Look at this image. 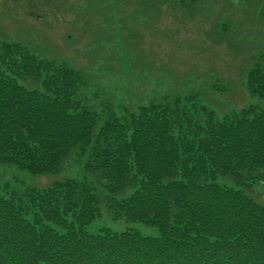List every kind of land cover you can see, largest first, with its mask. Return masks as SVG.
Masks as SVG:
<instances>
[{"label":"trees","instance_id":"16d2710c","mask_svg":"<svg viewBox=\"0 0 264 264\" xmlns=\"http://www.w3.org/2000/svg\"><path fill=\"white\" fill-rule=\"evenodd\" d=\"M244 76L256 102L221 115L192 110L193 95L98 111L82 70L0 40V165L82 164L43 188L3 182L0 264H264V205L248 192L264 181V53ZM103 209L156 233L88 231Z\"/></svg>","mask_w":264,"mask_h":264},{"label":"rangeland","instance_id":"374dc122","mask_svg":"<svg viewBox=\"0 0 264 264\" xmlns=\"http://www.w3.org/2000/svg\"><path fill=\"white\" fill-rule=\"evenodd\" d=\"M170 1L177 4L0 0V40L19 41L40 57L82 70L86 85L79 96L98 111L125 112L165 96L193 95L189 107L205 106L219 115L256 102L244 92L243 81L246 69L264 53V0H194L185 6ZM78 158L71 156L64 169L52 174L0 165V190L5 180L20 191L26 185L43 188L64 177H82ZM248 192L264 205V181ZM105 226L156 233L153 226L115 219L104 209L86 229Z\"/></svg>","mask_w":264,"mask_h":264}]
</instances>
